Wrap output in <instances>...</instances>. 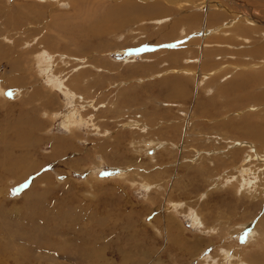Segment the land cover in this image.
<instances>
[{
  "label": "rangeland",
  "instance_id": "rangeland-1",
  "mask_svg": "<svg viewBox=\"0 0 264 264\" xmlns=\"http://www.w3.org/2000/svg\"><path fill=\"white\" fill-rule=\"evenodd\" d=\"M74 1L78 0H0V84L6 92L0 91V264H207V257L224 258L226 264H257L254 256L264 251V233H251L264 231V184H260L264 183V145L251 135L254 128L264 127V84L250 87L241 99L233 98L232 91L226 93L234 77L233 44L216 39L208 47L210 52L202 54V62L196 58L194 68H186H209L203 82L185 79L191 73L181 71L189 57L199 55L195 51L201 45L197 42L196 48L193 40L201 30H194L192 39L189 29L175 32L173 26L165 25L176 22L177 26L193 10L188 9L189 14L171 7L168 22L161 17L155 20L158 25L148 21L117 37L92 38L54 30V21L66 19L75 26L79 22ZM255 1H249L250 6L264 16V6ZM89 2L99 10L112 4L111 0ZM37 11L44 14L34 22ZM222 23L210 28L215 30ZM238 23L237 28H243L234 32L239 38L235 44L244 52L237 49L243 55L240 59H255L253 47L264 46V29L254 33L259 24ZM171 29L175 34L166 44L161 33ZM85 41H92L93 51L76 55ZM172 42L176 43L174 52ZM37 48L51 58L50 68L37 59L32 68ZM49 72H60L61 84ZM54 78L59 86L51 89L48 82ZM177 78L183 83H177ZM259 78L264 82L262 74ZM97 79L99 83H92ZM68 84L77 87L68 93L63 89ZM181 86L185 89L178 92ZM221 87L226 90L220 96ZM72 112L77 120L71 130L75 137L66 126ZM121 126L126 127L120 130ZM253 150L255 158L250 157ZM195 217L204 225L195 222Z\"/></svg>",
  "mask_w": 264,
  "mask_h": 264
},
{
  "label": "bare ground",
  "instance_id": "bare-ground-1",
  "mask_svg": "<svg viewBox=\"0 0 264 264\" xmlns=\"http://www.w3.org/2000/svg\"><path fill=\"white\" fill-rule=\"evenodd\" d=\"M59 1V0H58ZM89 1H91V0H78V1H74L73 3H75V7H76V11H77V15H76V20L77 21H79L77 24H76V26H75V24H73V23H70L68 20H66V19H63L64 20V23L62 22V23H58V22H56V21H54V23H53V25H54V30H55V28H56V30L58 29V31L59 32H61V30H63V32L64 31H69V30H71L72 32L73 31H75V36L76 35H79L80 33H83V34H85L86 36H89L90 37V35H91V37L93 38V37H97V38H100V37H102V36H114V37H117V36H120L121 34H123L124 32H126V31H128V30H133L134 28H133V26L134 25H137V24H141V23H143V22H148V21H154V24H157L158 25V23H156L155 22V20H157V19H161V17H165V18H168V17H170V15L169 14H171L172 13V9L173 8H175V9H177V8H179V10H181V11H183V12H188V9H190V10H193L192 11V13L191 12H188L190 15H187L186 17H184V18H180L181 19V21H180V23L176 26V22H174V23H172V24H169V25H165V27L166 28H168L169 26H173L174 27V31L176 32L177 30H181V29H189L190 31H191V33H188L189 35H190V37H192V39H193V32H194V30H201V32H198V33H196V37H195V35H194V37H195V39L193 40V42L195 43L196 42V44L195 45H197V42H199L200 43V48L199 49H196V48H198L199 46L197 45V47L195 48L196 49V51L195 52H198L199 53V55L198 56H196L195 58L194 57H189L188 58V60H186L187 61V64L188 65H186V67L183 69V67H182V73L183 72H185V73H191V74H188V75H186V77H185V79L186 80H193L192 78H194V79H197V80H199V81H202L203 79L202 78H206V76L208 75L207 74V69H209V68H207L206 66H203V65H201V64H199V65H201V66H198V68L194 71H192L191 69H186V68H194L192 65H194V63H193V61H194V59H196V58H198L196 61H199V62H202V54L203 53H205V54H208L210 51L208 50V47H209V45L213 42V40L214 39H216L217 40V42H220V44L223 42V41H225L224 43L228 46L229 44H233L232 45V54H233V56L235 57V59H234V61H232V62H234L235 64H234V66L233 67H231V68H233L232 69V71L234 72V77H232L233 79H232V84H231V86H229L230 88H226L227 89V92L226 93H229V92H231V94H233V98H239L240 96L242 97L245 93H247V92H249L250 91V87H253L255 84H258V83H263L264 84V82H263V80H261L259 77H260V74H262L263 75V78H264V46H261V47H253V54L255 55V59H257V60H255V59H247L246 61H244L245 59H243V60H241L240 58L241 57H243V55L241 56V53H240V51L241 52H243L242 50H243V48H242V50H241V48H239V47H237L236 46V42H238V40L237 39H239V38H237V35L238 34H234V32L235 31H242V29L243 28H237L238 27V25L240 24V23H238L239 21H244L245 20V22H247V24L249 25V24H251V25H256V24H259V26H254V27H256L255 29H253L252 31L255 33V32H257V30H258V32H259V30H263L264 29V16L262 15V13L261 14H259V13H257L256 12V9H254L253 8V6H250V4H249V1H251V0H111L112 1V4H110V5H106L104 8H101V10H99L98 9V7L97 6H90L89 5ZM93 1V0H92ZM96 1V0H95ZM255 1V0H254ZM259 1H264V0H259ZM89 2V3H88ZM7 3V2H6ZM100 3V2H99ZM108 3V1L105 3V4H107ZM255 3H257L259 6H264V3H262V2H258V1H255ZM58 4H62V1L60 2V3H58ZM64 4V3H63ZM104 4V5H105ZM171 7H173V8H171ZM197 8V12H194V10ZM200 9V12L198 11ZM6 10V9H5ZM243 11V12H242ZM263 11V10H262ZM261 11V12H262ZM175 12H176V10H175ZM7 13V12H6ZM43 14L44 13H42V11H37V14L35 15V20H34V22H39L40 21V19L42 18V16H43ZM179 14V13H178ZM184 14V13H183ZM172 15V14H171ZM180 15V14H179ZM182 15V14H181ZM177 16V15H176ZM228 17L229 18H231L230 20H228ZM242 17H244V18H242ZM174 19H175V16L173 17ZM177 18V17H176ZM21 19H23V18H21ZM180 19H178V21L177 22H179V20ZM24 20V19H23ZM29 20H30V18H29ZM32 20V19H31ZM59 20H61V19H59ZM82 20V21H81ZM167 20H169V18L168 19H166L165 21H167ZM226 20H228V21H226ZM170 21H171V19H170ZM226 21V22H225ZM162 22V21H161ZM161 22H160V24H161ZM168 22V21H167ZM223 22V23H222ZM219 23H222L221 24V26H219V27H217L215 30H213V29H211L210 27H213V25H215V24H219ZM145 24H147V23H145ZM152 22H151V26H152ZM185 24V25H184ZM43 25V24H42ZM162 25V24H161ZM161 25H159V27L161 26ZM220 25V24H219ZM241 25V24H240ZM15 26V25H14ZM39 26V25H38ZM51 26H52V24H51ZM163 26V25H162ZM53 27V26H52ZM242 27H243V25H242ZM135 28H136V26H135ZM165 28V29H166ZM46 29V28H45ZM76 29V30H75ZM141 29V28H140ZM11 30H14V29H11ZM135 30H137V29H135ZM172 29L171 30H167L168 32H165V33H161V35H163L165 38H166V41H165V43L166 44H169L170 42H167L171 37H173V33H174V31H173ZM251 30V29H250ZM149 31V30H148ZM147 31V32H148ZM185 31V30H184ZM183 31V32H184ZM14 32V31H13ZM62 32V33H63ZM143 32V31H142ZM142 32L141 33H139V34H141L142 35ZM245 32H247V30H245ZM144 33V32H143ZM185 33H186V31H185ZM238 33V32H237ZM252 32H250V34H251ZM254 33H252V34H254ZM262 33V32H261ZM264 33V32H263ZM262 33V34H263ZM37 34V33H36ZM39 34V33H38ZM145 34V33H144ZM175 34V33H174ZM188 34H186V35H188ZM195 34V33H194ZM257 34V33H256ZM259 34V33H258ZM257 34V36L261 39V37L259 36ZM70 35H71V33H70ZM133 35V34H132ZM146 35V34H145ZM180 35V34H179ZM241 35H243V33L241 34ZM246 35V34H245ZM248 36H249V33L247 34ZM264 35V34H263ZM262 35V36H263ZM7 36V35H6ZM5 36V37H6ZM75 36H71V37H74L75 38ZM135 36V35H134ZM142 36H144V35H142ZM80 37V36H79ZM88 37V38H89ZM137 37V36H136ZM147 37H148V35H147ZM11 38H12V36H11ZM14 38V37H13ZM52 38V37H51ZM132 38V37H131ZM135 38V37H134ZM244 38V37H243ZM246 38V37H245ZM244 38V39H245ZM72 39V38H71ZM142 39V38H141ZM148 40L150 39L149 37L147 38ZM147 39H145V40H147ZM264 39V38H263ZM54 40V39H53ZM143 40V39H142ZM147 40V41H148ZM156 40V39H155ZM144 41V40H143ZM181 41V40H180ZM258 41V40H257ZM264 41V40H263ZM8 42V41H7ZM158 42V41H157ZM191 42V41H190ZM5 43V42H4ZM39 43V42H38ZM37 43V44H38ZM42 43H44V42H42ZM51 43H53V42H51ZM84 44L82 45V47H83V49H80V47H79V49H77V52H76V55H81L82 53H88V52H92L93 50L91 49V47H92V45H91V43H92V41L90 42V41H88V42H83ZM146 43V42H145ZM198 43V44H199ZM260 43V42H259ZM263 43V42H262ZM261 43V44H262ZM7 44V43H6ZM45 44V43H44ZM147 44V43H146ZM149 44H151V43H149ZM192 44V43H191ZM258 44V43H257ZM257 44L255 45V46H257ZM14 46H15V44H13ZM24 45V44H23ZM74 45H77V43H74ZM161 45V44H160ZM165 44L163 43L162 44V46H164ZM175 45H176V43L174 42H172V46L169 48L170 50H172V52H174V50H175ZM246 45V44H245ZM264 45V44H263ZM8 46H9V43H8ZM19 46V45H18ZM44 46V45H43ZM144 46V45H143ZM154 46V45H153ZM152 45H151V47H153ZM156 46V45H155ZM170 46V45H169ZM212 46V45H211ZM230 46V45H229ZM250 46H252V45H250ZM260 46V45H259ZM10 47V46H9ZM8 47V48H9ZM16 47V46H15ZM45 47H46V45H45ZM52 47V46H51ZM97 47V46H96ZM144 47H146V46H144ZM157 47V46H156ZM155 47V48H156ZM178 47V46H177ZM243 47V46H242ZM249 47V46H248ZM20 48V47H19ZM19 48H16V49H19ZM68 48V47H67ZM93 48V47H92ZM159 48V47H158ZM163 48V47H162ZM161 48V49H162ZM185 48V47H184ZM191 48V47H190ZM240 49V51H238L237 49ZM3 49H5V48H3ZM10 49V48H9ZM169 49H167V50H169ZM225 49H226V47H225ZM250 49V48H249ZM6 50V49H5ZM20 50V49H19ZM42 50V49H41ZM164 50V49H163ZM166 50V49H165ZM169 50V51H170ZM178 50V49H177ZM197 50H199V51H197ZM219 51H220V49H218ZM44 50H42V51H39V49L37 48V50L35 51V58H34V60L31 62V66H32V68H33V65H32V63L34 62L35 63V59H37L38 60V63L39 64H41V65H43L44 66V68L46 67V68H50V61H51V58H50V60H48L47 59V57H48V55L46 54V53H44L43 52ZM50 51V50H49ZM100 51V50H99ZM106 51V50H105ZM105 51H103V52H105ZM147 51V50H146ZM149 51V50H148ZM12 52H13V49H12ZM57 52H58V49H57ZM73 52V51H72ZM246 52V51H245ZM249 52V51H248ZM15 53V52H14ZM23 53V52H22ZM21 53V54H22ZM25 53H27V55H28V52H25ZM24 53V54H25ZM176 53H178V52H176ZM244 53V52H243ZM10 54H12L11 52H10ZM20 54V55H21ZM31 54H33L32 52H31ZM167 54H168V52H167ZM173 54H175V53H171V55H173ZM178 54H180V53H178ZM177 54V56L179 57V55ZM215 54V53H214ZM213 54V55H214ZM229 54V53H228ZM253 54H251V55H253ZM15 56L17 55V54H14ZM69 55V54H68ZM157 55V54H156ZM170 55V56H171ZM248 55V54H247ZM247 55H245V56H247ZM250 55V56H251ZM4 56V55H3ZM10 56V55H9ZM85 56V55H84ZM83 55H82V57H84ZM153 56V55H152ZM151 56V57H152ZM228 55H226V56H224V57H226V58H230V56L229 57H227ZM11 57V56H10ZM68 57V56H67ZM153 57H156L155 55L153 56ZM220 57V56H219ZM224 57H222V58H224ZM233 57V58H234ZM252 57V56H251ZM21 58V57H20ZM24 58V57H23ZM26 58H27V56H26ZM32 58V57H31ZM64 58H65V56H64ZM80 58V57H79ZM100 58V57H99ZM146 58V57H145ZM174 58H176L175 56H174ZM221 58V57H220ZM231 58H232V56H231ZM3 59V58H2ZM5 59V58H4ZM47 59V60H46ZM59 59V57L57 58V60ZM75 59V58H74ZM73 59V60H74ZM90 59V58H89ZM142 59V58H141ZM164 59V58H163ZM165 59H166V56H165ZM11 60V59H10ZM21 60V59H20ZM26 60V59H25ZM71 60V59H70ZM69 59H68V61H70ZM75 60H77V59H75ZM176 60H178L177 58H176ZM223 60V59H222ZM225 60V59H224ZM223 60V61H224ZM233 60V59H232ZM18 61H19V59H18ZM22 61H24L23 59L21 60V61H19V62H22ZM77 61H79L80 63H82L80 60H77ZM164 61V60H163ZM183 61H184V59H183ZM185 61V62H186ZM216 62L218 61V60H215ZM220 61V60H219ZM71 62V61H70ZM105 62V61H104ZM165 62V61H164ZM167 62V61H166ZM165 62V63H166ZM229 62V61H228ZM27 63V62H26ZM79 63V64H80ZM173 63V62H172ZM175 64H179V61H178V63H176V62H174ZM173 63V64H174ZM191 63H193V64H191ZM221 63V62H220ZM1 64V63H0ZM14 64V63H13ZM71 64H73L74 65V63H71ZM106 64V62L104 63V65ZM168 64V63H167ZM181 64V66H182V63H180ZM211 64V63H210ZM224 64V63H223ZM228 64V63H227ZM9 65V64H8ZM108 64H106V66H107ZM166 65V64H165ZM172 65V64H171ZM185 65V64H184ZM68 66V65H67ZM66 66V67H67ZM71 66V65H70ZM227 66H230V65H227ZM226 66V67H227ZM65 67V68H66ZM173 67V66H172ZM212 67V66H211ZM41 68V67H40ZM91 68V67H90ZM103 68H107V67H103ZM103 68H101V69H103ZM109 68H110V66H109ZM214 68V67H213ZM222 68V67H221ZM224 68V67H223ZM222 68V69H223ZM27 69V68H26ZM52 69V68H51ZM82 69V68H81ZM80 69V70H81ZM84 69H86V68H84ZM111 69V68H110ZM172 69V68H171ZM180 69V68H179ZM225 69V68H224ZM64 70V69H63ZM62 70V71H63ZM67 70V69H66ZM65 70V71H66ZM76 69H74V71H75ZM106 70H108V69H106ZM181 70V69H180ZM211 70H213V69H211ZM217 70V69H216ZM226 70V69H225ZM15 71V70H14ZM34 71V70H33ZM70 71V70H69ZM81 71H83V70H81ZM86 71V70H85ZM93 71V70H92ZM101 71V70H100ZM99 71V72H100ZM174 71H176V70H174ZM209 71H210V69H209ZM218 71H220V70H218ZM217 71V72H218ZM223 71V70H222ZM222 71H220V72H222ZM79 72V71H78ZM88 72V71H87ZM168 72V71H167ZM58 73H60V72H58ZM57 72L55 73V74H53V75H51L50 74V72H49V74H50V77L51 78H53L52 76H54L56 79H58V81H59V83H60V81H61V75H59ZM92 73V72H91ZM95 73V72H94ZM102 73V72H101ZM104 73V72H103ZM178 73H180V72H177L176 74H178ZM211 73V72H210ZM216 73V72H215ZM41 74V73H40ZM48 74V75H49ZM63 74V73H62ZM70 74V73H69ZM181 74V73H180ZM214 74V73H213ZM81 75V74H80ZM93 76V75H92ZM178 75H176V77H177ZM220 76V75H219ZM228 76V75H227ZM13 77V76H12ZM67 77V76H66ZM71 77V76H70ZM86 77V76H85ZM89 77V76H88ZM172 77V76H171ZM175 77V78H176ZM192 77V78H191ZM229 77V76H228ZM50 78V79H51ZM55 78L54 79H52V80H55ZM93 78V77H92ZM96 78H103V77H96ZM164 78V77H163ZM162 78V79H163ZM220 78V77H219ZM41 79V78H40ZM184 79V80H185ZM226 80H227V78H225ZM15 80V79H14ZM21 80V79H20ZM45 80V79H44ZM66 80H68V79H66ZM70 80V79H69ZM76 80V79H75ZM90 80V79H89ZM92 80V79H91ZM165 80V79H164ZM177 80H180V81H176L177 83H183L182 82V80L179 78H177ZM183 80V81H184ZM185 80V81H186ZM218 80V79H217ZM216 80V81H217ZM42 81V80H41ZM50 81V80H49ZM63 81V80H62ZM81 81V80H80ZM79 81V82H80ZM86 82L87 83V81H86V79L85 80H83V82ZM100 81V80H99ZM102 81V80H101ZM101 81H100V83H101ZM199 81H198V84H199ZM3 82V81H2ZM22 82V81H21ZM69 82H71V81H69ZM77 82V81H76ZM82 82V83H83ZM92 82V81H91ZM96 83V82H98V79H97V81H93L92 83ZM168 82V81H167ZM171 81H169V83H170ZM187 82H189V81H187ZM193 82V81H192ZM191 82V83H192ZM203 82V81H202ZM214 82V81H213ZM226 82V81H225ZM45 83H47L46 81H45ZM50 83V85H51V89H53V87H57V86H59L57 83H56V80L55 81H53V82H48V84ZM63 83V82H62ZM72 83V82H71ZM99 83V82H98ZM162 83V82H161ZM168 83V85H172V84H169ZM208 83H209V81H208ZM4 84V83H3ZM61 84V83H60ZM80 84V83H79ZM97 84V83H96ZM103 84V83H102ZM193 84V83H192ZM197 84V83H196ZM215 84V83H214ZM5 85V84H4ZM3 85V86H4ZM63 85V84H62ZM66 85V84H65ZM83 85V84H82ZM182 85V84H181ZM220 85V84H219ZM28 86V85H27ZM61 86V85H60ZM73 86H75V87H77L76 85H72L71 86V84L69 85H67V87H64L63 89H65V88H67V92H68V90H70L71 91V87H73ZM102 86V85H101ZM186 86V85H185ZM215 86H217V85H215ZM222 86V85H221ZM43 87H45V86H43ZM62 87V86H61ZM103 88H106L105 87V85L104 86H102ZM108 87V86H107ZM165 87V86H164ZM208 87V86H207ZM22 88V87H21ZM59 88V87H58ZM86 88V90H87V87H85ZM134 88V87H133ZM78 89V92H79V87L77 88ZM181 89H185V87L183 88V86H181L177 91L178 92H180L181 91ZM201 89H203V87L201 88ZM224 87H221V88H219V90H217V92L218 93H223V90H226ZM50 90V89H49ZM58 90V89H57ZM86 90L84 89V91H85V93L86 94H88V92H86ZM167 90H168V88H167ZM174 90V89H173ZM175 90H176V88H175ZM0 91L3 93V95L6 93L5 92V89H3V87H2V84H0ZM20 91V90H19ZM26 91H29V90H26ZM36 91V90H35ZM51 91V90H50ZM61 91V90H60ZM66 91V90H65ZM69 91V92H70ZM172 91V90H171ZM176 91V92H177ZM186 91H188V90H186ZM205 91V90H204ZM15 92V91H14ZM37 92V91H36ZM54 92V91H53ZM56 92V91H55ZM68 92V93H69ZM72 92V91H71ZM184 92V91H183ZM207 92V91H206ZM260 92V91H259ZM263 92V91H262ZM15 93H17V91L15 92ZM20 93V92H19ZM33 93H35V92H33ZM65 93V92H64ZM68 93L66 94V95H68ZM198 93V92H197ZM205 93V92H204ZM221 93H220V96H221ZM225 93V92H224ZM85 94V95H86ZM178 94H180V93H178ZM255 94V93H254ZM59 95V94H58ZM84 94H82V96H83ZM84 95V96H85ZM165 95V94H164ZM247 95V94H246ZM13 96V95H12ZM26 96H28V95H26ZM26 96H21V94H20V97L22 98H25ZM83 96V97H84ZM197 96V95H196ZM228 96H229V94H228ZM60 97V96H59ZM79 97L80 96H78V99H79ZM241 97H240V99H241ZM35 98V97H34ZM76 98V97H75ZM82 98V97H81ZM86 98V97H85ZM168 98V97H167ZM170 98V97H169ZM169 98H168V100H169ZM184 98V97H183ZM193 98V97H192ZM228 98V97H227ZM226 98V99H227ZM230 98H232V97H230ZM255 98V97H254ZM31 99H33V98H31ZM46 100H47V98H45ZM44 99V100H45ZM77 99V100H78ZM87 99V98H86ZM86 99H84V100H86ZM212 99V98H211ZM223 99H225V98H223ZM229 99V98H228ZM248 99V98H247ZM45 100V101H46ZM49 100H50V98H49ZM167 100V101H168ZM171 100V99H170ZM170 100H169V102H170ZM218 100H220V99H218ZM230 100V99H229ZM33 101V100H32ZM38 101V100H37ZM92 101V100H91ZM174 101V100H173ZM211 101V100H210ZM209 101V102H210ZM222 101H224V100H222ZM231 101V100H230ZM263 101H264V99H263ZM79 102V101H78ZM82 102V101H81ZM110 103H113V102H111V101H109ZM114 102H115V100H114ZM119 102V101H118ZM117 102V103H118ZM200 102V101H199ZM212 102V101H211ZM220 101H218V103H219ZM232 102V101H231ZM65 103V102H64ZM69 103V102H68ZM83 103V102H82ZM109 103V104H110ZM226 102H224V104H225ZM243 103V102H242ZM93 104V103H92ZM108 104V105H109ZM122 104V103H121ZM162 104V103H161ZM168 104V103H167ZM204 104V103H203ZM207 104V103H206ZM220 104V103H219ZM224 104H223V106L222 107H224ZM61 105H63L62 103H61ZM65 105V104H64ZM72 105V104H71ZM80 105V104H79ZM101 105V104H100ZM102 105H103V103H102ZM104 105H105V103H104ZM111 105V104H110ZM115 105H117V104H115ZM226 105V104H225ZM238 105V104H237ZM240 105V104H239ZM106 106H107V104H106ZM92 107V106H91ZM211 107H212V105H211ZM222 107H221V109H222ZM230 108H231V106H229ZM228 106H227V108H229ZM85 108H87L86 107V105H85ZM89 108V107H88ZM120 108V107H119ZM218 108V107H217ZM226 108V107H225ZM236 108V107H235ZM255 108V107H254ZM95 109V108H94ZM107 109V108H106ZM202 109H204V108H202ZM213 109V108H212ZM220 109V108H219ZM220 109V110H221ZM56 110V109H55ZM58 110V109H57ZM85 110V109H84ZM99 110V109H98ZM112 110H114V109H112ZM209 110V109H208ZM231 110V109H230ZM255 110V109H254ZM78 111V110H77ZM214 111V110H213ZM223 111V110H222ZM74 112V111H73ZM73 112H72V114L68 117V120H67V124H66V122H65V124H66V126H68L69 127V129H70V131L72 130V129H74V126H76V124H77V120H76V118H75V115H73ZM106 112V111H105ZM217 112V111H216ZM220 112V111H219ZM229 112V111H228ZM58 113V112H57ZM67 113V112H66ZM81 113V112H80ZM138 113V112H137ZM147 113V112H146ZM208 113V112H207ZM215 113V112H214ZM218 113V112H217ZM240 113V112H239ZM52 114V113H51ZM61 114V113H60ZM75 114V113H74ZM122 114V113H121ZM124 114V113H123ZM204 114V113H203ZM209 114V113H208ZM56 115V114H55ZM62 115V114H61ZM205 115H206V113H205ZM219 115V114H218ZM57 116V115H56ZM225 116V115H224ZM77 117V116H76ZM84 117V116H83ZM90 117V116H89ZM134 117H136V116H134ZM146 117V116H145ZM183 117V116H182ZM63 118H64V116H63ZM91 118V117H90ZM133 118V117H132ZM148 118V117H147ZM147 118H144L143 120H145V119H147ZM170 118V117H169ZM192 118H194V117H192ZM192 118L190 119V120H192ZM49 119H51V118H49ZM94 119V118H93ZM138 119V118H137ZM80 120V119H79ZM83 119H81V121H82ZM131 120H133V119H131ZM135 120V119H134ZM198 120V119H197ZM37 121V120H36ZM39 121V120H38ZM50 121H52V120H50ZM80 121V122H81ZM84 121H85V118H84ZM91 121V120H90ZM93 121V120H92ZM95 121V120H94ZM154 121H155V119H154ZM157 121V120H156ZM83 122V121H82ZM96 122V121H95ZM108 122V121H107ZM133 122H135V121H133ZM138 123H139V121H137ZM137 122H136V124H137ZM150 122H153V121H150ZM160 122V121H159ZM184 122V121H183ZM193 122V121H192ZM222 122V121H221ZM78 123H79V121H78ZM87 123H89V121L87 122ZM91 123V122H90ZM99 123V122H98ZM145 123H146V121H145ZM158 123V122H157ZM156 123V124H157ZM163 123V122H162ZM189 123V122H188ZM84 124V123H83ZM103 124H105V123H102V125ZM130 124H132L131 122H130ZM133 124H135V123H133ZM136 124L134 125V126H136ZM140 124V123H139ZM138 124V125H139ZM148 124V123H147ZM217 124V123H216ZM64 125V124H63ZM79 125V124H78ZM89 125V124H88ZM141 125V124H140ZM161 125V124H160ZM162 125H164V123L162 124ZM172 125V124H171ZM108 126H109V123H108ZM149 126H151V124L149 125L148 124V127ZM152 126H153V124H152ZM165 126V125H164ZM175 126V125H174ZM188 126V125H187ZM217 126H218V124H217ZM219 126H220V124H219ZM218 126V127H219ZM31 127V126H30ZM33 127V126H32ZM64 127V126H63ZM83 127V126H82ZM84 127H86L85 125H84ZM89 127V126H88ZM90 127H91V124H90ZM92 127H93V124H92ZM96 127V126H95ZM94 127V128H95ZM98 127V126H97ZM97 127L95 128L96 130H97ZM126 126H121L120 127V130L122 129H124ZM132 127V126H131ZM143 127V126H142ZM147 127V126H146ZM161 127V126H160ZM172 127V126H171ZM179 127V126H178ZM258 127H260V126H258ZM36 128V127H35ZM77 128V127H76ZM75 128V129H76ZM133 129L132 130H135V129H137V128H139L138 126H137V128L135 127H132ZM177 128V127H176ZM186 128V127H185ZM224 128V127H223ZM236 128V127H235ZM68 129V128H67ZM82 129V128H81ZM88 129V128H87ZM102 129H104V127L102 128ZM145 129V128H144ZM156 129V128H155ZM155 129H153L152 131H154ZM163 129V128H162ZM165 129V128H164ZM175 129V128H174ZM177 129H179V128H177ZM216 129V127H215V125H214V129L213 130H215ZM220 129V128H219ZM234 129V128H233ZM254 129H257V130H255V133H254V135H251V136H253L254 138H257L258 139V141H260L263 145H264V127L263 128H254ZM89 130H91V129H89ZM138 130V129H137ZM142 130V129H141ZM146 130V129H145ZM172 130V129H171ZM170 130V131H171ZM224 130V129H223ZM222 130V131H223ZM69 131V132H70ZM74 131V130H73ZM73 131H71V132H73ZM76 132H77V129L75 130ZM98 131V130H97ZM143 131V130H142ZM151 131V130H150ZM158 131V130H157ZM169 131V130H168ZM175 131V130H174ZM178 131V130H177ZM186 132L188 131V128H187V130H185ZM190 132L191 133H193L191 130H190ZM231 132V130H229V133ZM113 134H114V132H112ZM112 133H110L111 134V136H112V138L114 137V135H112ZM158 133V132H157ZM167 133V132H166ZM175 133V132H174ZM177 133V132H176ZM198 133H200L199 131H198ZM236 133V132H235ZM73 134H74V132H73ZM108 134H109V132H108ZM107 134V135H108ZM178 134V133H177ZM177 134H175V135H177ZM180 134V133H179ZM231 134V133H230ZM247 134H250L249 132L247 133ZM246 134V135H247ZM106 135V136H107ZM143 135V134H142ZM162 135V134H161ZM168 135V134H167ZM219 135V134H218ZM235 135V134H234ZM246 135H243V136H246ZM71 136H72V138H73V135L71 134ZM76 136H79L78 134L76 135ZM186 136V135H185ZM189 136V135H188ZM203 136V135H202ZM74 137H75V134H74ZM187 137V136H186ZM193 137V136H192ZM199 137V136H198ZM208 137V136H207ZM223 137V136H222ZM221 137V138H222ZM225 137V136H224ZM182 138V137H181ZM197 138V137H196ZM196 138H194V140H196ZM229 138V137H228ZM237 138H239V137H237ZM76 139H77V137H76ZM184 139V138H183ZM189 139V138H188ZM193 139V138H192ZM191 139V140H192ZM199 139V138H198ZM198 139H197V141H198ZM230 139H232V138H230ZM256 139V140H257ZM136 140V139H135ZM200 140H202V139H200ZM138 141V140H137ZM164 141V140H163ZM169 141V140H168ZM179 141H181V140H179ZM186 141H188L187 139H186ZM210 141V140H209ZM229 141V140H228ZM233 141V140H232ZM236 141V140H235ZM65 142V141H64ZM67 142V141H66ZM152 142H154V141H152ZM175 142V141H174ZM189 142V141H188ZM195 142V141H194ZM199 143H201L200 141H198ZM231 142V141H230ZM156 143V142H155ZM185 143H187V142H185ZM236 143V142H235ZM239 142H237L236 144H238ZM260 143V144H261ZM170 144H173V143H170ZM197 144V143H196ZM232 144H234L233 142H232ZM188 145H190V143H188ZM188 145H186L187 147H188ZM193 145V144H192ZM239 145H240V143H239ZM250 145V144H249ZM248 145V146H249ZM253 145V144H252ZM162 146V145H161ZM254 146H257V144L256 145H254ZM260 145H258V147H259ZM67 147V146H66ZM175 147H177V146H175ZM183 147V146H182ZM182 147H180V148H182ZM190 147V146H189ZM188 147V148H189ZM240 147V146H239ZM246 147V146H245ZM262 147V146H261ZM260 147V149H262ZM22 148V147H21ZM28 148V147H27ZM155 148V147H154ZM167 148V147H166ZM179 148V147H178ZM184 148H186V147H184ZM188 148H186V149H188ZM251 148V147H250ZM66 149V148H65ZM102 150H103V148H102ZM238 150H239V148H238ZM237 150V151H238ZM251 150V149H250ZM256 150V149H255ZM215 151V150H214ZM236 151V152H237ZM258 151V150H257ZM183 152V151H182ZM219 152V151H218ZM249 152V151H248ZM220 153V152H219ZM254 153H256V151H254L253 150V152H252V154H251V158L254 156ZM203 154V153H202ZM201 154V155H202ZM216 154V153H215ZM225 154V153H224ZM200 155V156H201ZM223 155V154H222ZM257 155L259 156L260 155V153L258 154L257 153ZM262 155V154H261ZM215 156V155H214ZM234 156V155H233ZM203 157L204 156H202V159H203ZM207 157H209V156H207ZM229 157V156H228ZM200 158V157H199ZM205 158V157H204ZM232 158H235V157H232ZM253 158H255V157H253ZM264 158V157H263ZM78 159V158H77ZM201 159V158H200ZM227 159V158H226ZM204 160V159H203ZM205 160H206V158H205ZM262 160V159H261ZM249 161V160H248ZM203 162H205V161H203ZM203 162H201V163H203ZM227 163V162H226ZM204 164H206V163H204ZM229 164H231V162L229 163ZM250 165H251V162L249 163ZM99 165V164H98ZM197 165V164H196ZM227 165V164H226ZM234 165H236V164H234ZM239 165V164H238ZM237 165V166H238ZM249 165V166H250ZM263 165V164H262ZM231 166V165H230ZM256 166V165H255ZM247 167V166H246ZM57 168V167H56ZM211 168H213V167H211ZM232 168H234V167H232ZM255 168V167H254ZM257 168V167H256ZM3 169V168H2ZM5 169H7L6 167H5ZM10 169V168H9ZM237 169V168H236ZM235 169V170H236ZM264 169V168H263ZM11 170V169H10ZM10 170H8V171H10ZM199 170V169H198ZM260 170V169H259ZM7 171V172H8ZM237 171H238V169H237ZM241 171V170H240ZM250 171V170H249ZM261 172H263L262 171V169L260 170ZM199 172V171H198ZM239 172V171H238ZM241 172H244V171H241ZM245 172H247L246 170H245ZM125 173V172H124ZM252 173V172H251ZM260 173V172H259ZM264 173V172H263ZM7 174V173H6ZM253 174V173H252ZM257 174V173H256ZM126 175V174H125ZM124 175V176H125ZM228 175V174H227ZM231 175V174H230ZM234 175H235V172H234ZM238 175V174H237ZM241 175L243 176V174L241 173ZM236 176V175H235ZM240 176V175H239ZM247 176V175H246ZM250 176V175H249ZM257 176V175H256ZM259 177H260V175H258ZM264 176V175H263ZM125 177H127V176H125ZM245 177V176H244ZM244 177H242V178H244ZM240 179H241V177H239ZM251 178V177H250ZM261 178H263V177H261ZM210 180V179H209ZM250 180H252L253 181V179H250ZM245 181V180H244ZM259 181H262V180H259ZM254 182V181H253ZM257 183V182H256ZM259 183V182H258ZM143 184V183H142ZM248 184V183H247ZM247 184H245V187H246V190L249 192V190L250 189H252V188H250V187H248V188H250V189H248L247 188ZM260 184H264V183H261L260 182ZM144 185V184H143ZM147 186H149V185H147ZM146 186V187H147ZM218 186V185H217ZM234 186V185H233ZM263 187H264V185H262ZM150 187V186H149ZM157 188V187H156ZM232 188V187H231ZM260 188V187H259ZM150 189V188H149ZM234 189V188H233ZM239 189H240V186H239ZM255 189V188H254ZM246 190L244 191L245 193H246ZM261 190V189H260ZM262 190H264V189H262ZM251 191V190H250ZM253 191V190H252ZM231 193H232V191H231ZM234 193H235V191H234ZM249 193H251V192H249ZM255 192H253L252 194H254ZM247 194V193H246ZM258 194V193H257ZM261 194V193H260ZM255 196H257L256 194H255ZM251 197H253V196H250V198ZM263 197H264V195H263ZM252 199V198H251ZM250 199V200H251ZM182 204V203H181ZM179 205V206H182V205ZM177 207V206H176ZM182 207H184V206H182ZM178 209V208H177ZM183 209V208H182ZM179 210H180V208H179ZM194 212V211H193ZM197 213V212H196ZM193 216H195V215H193ZM199 216V215H198ZM200 219H201V217H199ZM190 220V219H189ZM202 220H204L203 218H202ZM199 221H201V220H199L198 219V217H195V222H197V223H199ZM191 222H193V221H191ZM201 222H203V221H201ZM204 223H205V221L203 222V224H199V225H201V226H203L204 225ZM256 225H258V224H256ZM193 226H194V223H193ZM209 226V225H208ZM199 227V226H198ZM210 227V226H209ZM218 227V226H217ZM220 227H221V224H220ZM202 228V227H201ZM204 228V227H203ZM205 228L207 229V225L205 226ZM215 228V227H214ZM238 228V227H237ZM236 228V229H237ZM248 228V227H247ZM205 230V229H204ZM214 231H217V228H216V230L214 229ZM213 231V232H214ZM238 231V230H237ZM218 232V231H217ZM247 233H250V232H247ZM264 233V231H262V233H257V231L256 230H254V232H252L251 234H256L257 236L259 235L260 236V234H263ZM230 234V233H229ZM238 235V234H237ZM220 236V235H219ZM224 236V235H223ZM248 236H250V235H248ZM247 236V237H248ZM246 237V238H247ZM220 238V237H219ZM251 238V237H250ZM195 242V241H194ZM198 242V241H197ZM264 242V241H263ZM200 243V242H199ZM183 246H185V245H183ZM196 246L197 245H194V248H196ZM255 246V245H254ZM191 249V248H190ZM261 250L263 249V248H260ZM194 250V249H193ZM257 251V250H256ZM231 252V251H230ZM223 254V253H222ZM221 254V255H222ZM228 254V253H227ZM191 256V255H190ZM193 256V255H192ZM194 257V256H193ZM255 257V262L257 263V264H264V251L263 252H261V253H259V254H257L256 256H254ZM208 258V261H209V263L207 262V264H226L225 263V259L224 258H221V259H217L216 260V258H212V257H207ZM232 258V257H231ZM229 260V259H228ZM203 261V260H202ZM222 262H224V263H222ZM203 263V262H202ZM235 263V262H234ZM251 263V262H250ZM230 264V263H229ZM253 264V263H252Z\"/></svg>",
  "mask_w": 264,
  "mask_h": 264
},
{
  "label": "snow or ice",
  "instance_id": "snow-or-ice-1",
  "mask_svg": "<svg viewBox=\"0 0 264 264\" xmlns=\"http://www.w3.org/2000/svg\"><path fill=\"white\" fill-rule=\"evenodd\" d=\"M104 173H102V175H103Z\"/></svg>",
  "mask_w": 264,
  "mask_h": 264
}]
</instances>
